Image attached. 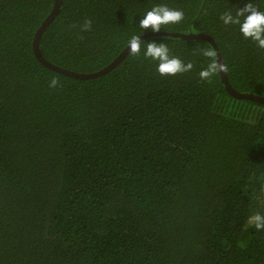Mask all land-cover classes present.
<instances>
[{
	"label": "trees",
	"instance_id": "16d2710c",
	"mask_svg": "<svg viewBox=\"0 0 264 264\" xmlns=\"http://www.w3.org/2000/svg\"><path fill=\"white\" fill-rule=\"evenodd\" d=\"M249 2L264 11V0H60L38 50L98 72L167 5L184 19L161 33L206 34L229 86L264 100V50L220 19ZM53 5L0 0V264H264V230L249 222L264 214V106L231 97L219 74L200 79L211 58L197 50L213 46L198 39L143 40L193 64L176 76L143 47L96 78L52 71L32 44Z\"/></svg>",
	"mask_w": 264,
	"mask_h": 264
},
{
	"label": "clouds",
	"instance_id": "9594fccd",
	"mask_svg": "<svg viewBox=\"0 0 264 264\" xmlns=\"http://www.w3.org/2000/svg\"><path fill=\"white\" fill-rule=\"evenodd\" d=\"M241 17L243 20L241 21ZM184 19L183 10L173 9L167 5H156L152 7L139 22L142 30L151 29L154 33H159L162 26L178 24ZM220 19L225 25H239L240 34L247 40L254 42L258 49L264 50V11H260L252 2L245 4L242 9L236 10L235 16L231 12H225ZM93 21L85 19L79 25V32H89L92 29ZM71 27H77L72 25ZM82 38V37H80ZM143 47L145 59L157 62V72L161 76H176L190 72L193 68L191 62L185 63L179 57L171 56L169 48L165 43L155 41L145 44L140 39V35H133L128 40V48L133 56H139ZM198 54L211 58L207 67L199 72L202 81L210 82L212 77L219 73L228 72V66L216 59L215 50L212 48H198ZM60 86V81L53 77L49 81L50 88ZM249 222L257 230H264V214L256 213L249 218Z\"/></svg>",
	"mask_w": 264,
	"mask_h": 264
},
{
	"label": "water",
	"instance_id": "95a60500",
	"mask_svg": "<svg viewBox=\"0 0 264 264\" xmlns=\"http://www.w3.org/2000/svg\"><path fill=\"white\" fill-rule=\"evenodd\" d=\"M59 7H60V0H54V5H53V8H52L50 14L46 17V19L44 20V22L42 23L40 28L37 29V31L33 37V44H32L33 53H34L36 59L43 66L47 67L48 69H50L52 71L63 74L67 77L76 78V79H92V78L102 76V75L106 74L107 72H109L122 59H124V57L130 52L129 49H127L128 48V46H127L107 67H105L104 69H102L98 72L89 73V74L74 73V72H71V71H68L66 69H63V68H60L58 66L50 64L41 56V54L38 50V40H39L42 32L45 30V28L48 26V24L53 20L54 16L58 13ZM157 36H170V37H175V38H179V39H183V40L198 39V40L207 41L213 46V49L215 50V53L217 56V60L222 62L220 55L217 52L216 46L214 45L213 41L210 39L209 36H207L204 33H199V34H192L191 33L188 35H182V34H176V33L172 34V33H161V32H159V33L149 32V33H146L144 35H141L140 39H141V41H143L147 38L157 37ZM219 75H220L221 82L223 83L225 90L229 93V95L231 97H234L236 99L252 100V101L264 106V100L262 98H259L257 96H253L251 94L239 93V92L234 91L229 86L225 73H219Z\"/></svg>",
	"mask_w": 264,
	"mask_h": 264
}]
</instances>
